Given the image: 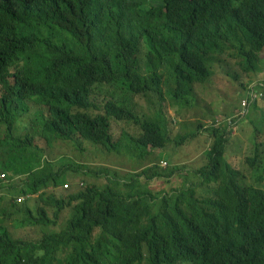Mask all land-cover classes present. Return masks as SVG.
<instances>
[{
	"label": "trees",
	"instance_id": "16d2710c",
	"mask_svg": "<svg viewBox=\"0 0 264 264\" xmlns=\"http://www.w3.org/2000/svg\"><path fill=\"white\" fill-rule=\"evenodd\" d=\"M262 49L264 0H0V264H264L261 155L247 158L249 184L226 162L228 127L210 129L200 181L169 192L138 190L132 178L126 194L90 184L57 196L49 190L78 171L54 169L36 143L117 151V121L139 128L130 140L141 158L165 150L173 122L160 107L164 86L176 84L167 93L179 102L220 56L257 72ZM142 95L156 98L154 114L137 113ZM28 103L38 108L26 124ZM180 170L155 165L136 176L172 183ZM7 221L35 236L15 238Z\"/></svg>",
	"mask_w": 264,
	"mask_h": 264
},
{
	"label": "rangeland",
	"instance_id": "374dc122",
	"mask_svg": "<svg viewBox=\"0 0 264 264\" xmlns=\"http://www.w3.org/2000/svg\"><path fill=\"white\" fill-rule=\"evenodd\" d=\"M228 44L231 50H239L237 44ZM260 56L259 70L254 72L244 68L243 60L239 56L225 53L213 62L211 77L204 83H196L194 95L179 102H173L167 93L168 89L175 88L176 84L173 81L167 83L163 88L165 100L162 104L158 102V106L161 104L162 110L172 119L173 125H170L172 141L166 145L165 150L159 152L151 150L145 158H141V150L130 140L131 137L139 136V128L126 122L112 121L114 140L118 143L117 151H109L88 141H84L85 143L78 147L72 142L61 140L56 141L49 149L46 141L37 136V145L44 149L46 158L54 169L64 164L78 171H68L69 173L65 175L70 185L69 189L60 187L50 189L49 192L57 196L69 195L95 184L100 188L108 185L116 187L126 194L130 189H126L124 183L131 182L132 178H135L134 183L138 190L153 192H169L184 184L199 182L195 174L208 164L207 156L215 141L210 129L225 126L224 120L232 117L238 119V123L233 130L229 129L232 136L227 146L226 162L242 171L247 183L256 185L255 167L247 162V158L258 152L261 155L259 169L264 168V86L261 85L264 83V49L261 50ZM252 87L262 95L247 109L248 114L243 117L242 103ZM134 102L137 103L136 111L140 115L155 113L156 98L135 96ZM28 105L30 114L25 119L26 124H29V116L38 108L33 103ZM218 121H222L223 125L217 126ZM199 125L203 128L199 129ZM22 126L23 124H17V128ZM19 132L22 133L21 129ZM193 134L195 136H192ZM185 137V142L178 146L176 140ZM155 165L163 170L173 166H178L181 170L173 177L172 183L158 178L147 182L144 177L136 176L144 168ZM82 183L84 185H81ZM33 201L31 200V204ZM69 217L70 213L66 212L64 219ZM7 226L15 238L35 236L33 230L15 229L10 221H7Z\"/></svg>",
	"mask_w": 264,
	"mask_h": 264
},
{
	"label": "built area",
	"instance_id": "2783aa9c",
	"mask_svg": "<svg viewBox=\"0 0 264 264\" xmlns=\"http://www.w3.org/2000/svg\"><path fill=\"white\" fill-rule=\"evenodd\" d=\"M261 85L264 86V83H261ZM261 87V86H260ZM260 90H262V88H260ZM250 94V95H249ZM249 95V97H248ZM248 95L246 97V99L243 100V103H242V106H243V109L241 111V114L243 117H245L247 114H248V111L247 109L254 103H256L260 96L262 95L255 87H252L249 92H248ZM238 123V119L232 117V118H227L224 120V127H228L230 130H233L234 129V126H236ZM217 126H222L223 123L222 121H218L216 123ZM0 178L4 179L5 178V175H0ZM65 189H69L70 188V185H64L63 186Z\"/></svg>",
	"mask_w": 264,
	"mask_h": 264
}]
</instances>
